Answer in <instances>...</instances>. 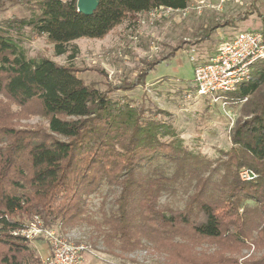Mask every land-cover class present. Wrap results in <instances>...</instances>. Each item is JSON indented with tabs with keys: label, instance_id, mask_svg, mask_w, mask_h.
<instances>
[{
	"label": "trees",
	"instance_id": "trees-1",
	"mask_svg": "<svg viewBox=\"0 0 264 264\" xmlns=\"http://www.w3.org/2000/svg\"><path fill=\"white\" fill-rule=\"evenodd\" d=\"M76 2L0 0V15L9 6L25 11L0 17V264L38 263L30 241L12 232L34 217L48 228L90 223L88 200L105 186L114 206L102 215L109 247L149 245L170 264H264V60L234 91L219 94L241 104L243 116L229 131L223 158L211 161L184 144L168 112L87 84L70 63L78 54L74 40L103 39L134 15L183 10L190 0H98L91 15ZM215 28L200 26L193 36ZM36 37H45L55 55L67 54L68 63L30 56L25 42ZM174 55L145 62L134 80L114 89L145 85ZM31 115L47 126L16 128ZM243 169L255 176L242 181ZM183 175L195 179L184 206H161L163 192Z\"/></svg>",
	"mask_w": 264,
	"mask_h": 264
},
{
	"label": "rangeland",
	"instance_id": "rangeland-1",
	"mask_svg": "<svg viewBox=\"0 0 264 264\" xmlns=\"http://www.w3.org/2000/svg\"><path fill=\"white\" fill-rule=\"evenodd\" d=\"M12 13L24 15L25 11L9 6L0 17ZM204 24L215 26L213 32L223 31L230 38L239 30L264 31V0H190L184 10L161 8L137 14L103 39L74 40L70 48L76 46L78 54L70 63L85 83L94 84L100 90L110 86L112 96L125 95L145 106L152 102L156 108L168 112L184 144L213 161L223 158L222 152L230 146L229 131L243 115L241 104L232 106L221 97L199 96L191 91L194 55L188 50L197 38H202L193 36L192 31ZM25 47L32 57L44 56L59 64L68 63L67 54L55 55L53 45L45 37L27 41ZM171 52L175 53L174 57L157 65L147 76L145 85L127 91L114 89L126 80H134L145 62ZM15 122L18 129L47 126L46 120L35 115ZM174 169V165L167 166V174H172ZM194 189L195 179L183 175L163 192L159 202L161 206L183 207ZM101 193L88 200L90 223L71 229L52 228L73 243L87 245L83 264H170L149 245L129 252L107 246L102 215L112 211L114 206L106 186ZM248 204L255 207L251 201ZM29 243L39 260L35 264H41V259L50 252L48 241L38 237ZM252 254L253 248L244 249L240 260Z\"/></svg>",
	"mask_w": 264,
	"mask_h": 264
},
{
	"label": "built area",
	"instance_id": "built-area-1",
	"mask_svg": "<svg viewBox=\"0 0 264 264\" xmlns=\"http://www.w3.org/2000/svg\"><path fill=\"white\" fill-rule=\"evenodd\" d=\"M192 60L196 94L220 98L219 94L234 91L249 78L255 62L264 60L263 33L259 30H239L230 39L221 41L206 60L199 61L195 57H192ZM254 176V173L247 169L239 172L242 181L251 180ZM12 234L29 241L38 237H44L48 241L50 252L41 259V264L84 262L87 245L63 238L54 229L44 226L38 217H34L27 226L13 231Z\"/></svg>",
	"mask_w": 264,
	"mask_h": 264
},
{
	"label": "crops",
	"instance_id": "crops-1",
	"mask_svg": "<svg viewBox=\"0 0 264 264\" xmlns=\"http://www.w3.org/2000/svg\"><path fill=\"white\" fill-rule=\"evenodd\" d=\"M207 25L208 24H204L200 26L206 27ZM251 30H259V29L253 28ZM195 31H192V32H195ZM260 31L264 33L263 30H260ZM227 39H230V36H227L223 31H215L210 36H206L204 38L202 37L200 39L197 38L196 40L197 42L191 46V49L188 50V52L193 53L192 55H194L196 60L204 61L214 53L218 44L221 41L227 40ZM192 69H193V65H192ZM192 80H193V77L191 78V81Z\"/></svg>",
	"mask_w": 264,
	"mask_h": 264
},
{
	"label": "water",
	"instance_id": "water-1",
	"mask_svg": "<svg viewBox=\"0 0 264 264\" xmlns=\"http://www.w3.org/2000/svg\"><path fill=\"white\" fill-rule=\"evenodd\" d=\"M98 5V0H77V11L91 15Z\"/></svg>",
	"mask_w": 264,
	"mask_h": 264
}]
</instances>
